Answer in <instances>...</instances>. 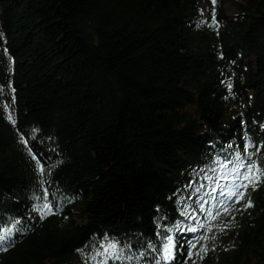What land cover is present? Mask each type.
Returning <instances> with one entry per match:
<instances>
[{
	"label": "trees",
	"instance_id": "1",
	"mask_svg": "<svg viewBox=\"0 0 264 264\" xmlns=\"http://www.w3.org/2000/svg\"><path fill=\"white\" fill-rule=\"evenodd\" d=\"M204 1L0 0V219L26 229L0 264H151L140 250L177 218L231 226L180 232L216 239L202 260L185 250L165 264H264V183L217 216L220 187L204 178L223 181L215 157L243 151L246 131L264 140V0H232V14ZM213 7L219 27L200 23ZM28 147L60 205L43 219ZM108 240L118 256L104 257Z\"/></svg>",
	"mask_w": 264,
	"mask_h": 264
},
{
	"label": "snow or ice",
	"instance_id": "2",
	"mask_svg": "<svg viewBox=\"0 0 264 264\" xmlns=\"http://www.w3.org/2000/svg\"><path fill=\"white\" fill-rule=\"evenodd\" d=\"M217 0H212L213 5H215ZM203 11V9H201ZM201 24H208L209 26L219 27V20L216 17L215 8H212L211 19L209 20L207 17H204L201 21ZM199 26V25H197ZM7 52V49H5ZM223 56V53H220ZM11 59V58H10ZM234 63V61H233ZM227 87L229 89V94L235 95V93L231 92L232 83L231 78H226ZM3 86L0 85V89ZM14 92V89H13ZM13 100L15 99L13 95ZM7 102H5V107H7ZM8 119L15 124L16 121L13 116L8 115ZM262 130H264V125H261ZM19 137L21 141L28 145V138L25 137L24 132L17 129ZM38 131V130H35ZM35 131L32 132V135L35 136ZM245 140L243 144V151H237L234 154L233 159H228L226 157H222L217 155L215 160L217 163V169L220 170L219 176L220 179H224L228 181V183L223 186L219 185V180L214 179L213 176L207 175L205 173L204 178L212 181L218 187H223V191L227 193V199L221 195V198L218 201L219 210L216 212V215H219V211H223L225 213H230L233 216L235 212L231 209L229 202L236 203L238 201H244V203L240 204V208H247L251 206L254 202L251 197L247 194L249 188L255 189L260 186L261 183H264V165H261L258 153L260 149L264 147V140H261L257 143L251 135L246 131L244 133ZM211 143V142H210ZM255 146V151H252V148ZM231 147V145H229ZM28 152L36 161V168L39 173L40 179V187L42 189L41 195L33 194V199L37 201V203L33 204V210L38 214L40 219H43L50 213L56 212L59 210L60 205L55 203L53 199H50L51 196H55V191L51 194L49 189L45 186L44 174L45 172L50 173L52 171V167L50 165H46L42 163V158L37 156V153L33 151L31 147H28ZM255 157V159H253ZM226 166V167H225ZM48 184L51 181H47ZM193 185L190 182L186 187L191 188ZM203 185L201 184V188ZM201 188H196L194 194H198L201 191ZM199 207L204 209L206 205L204 203H200ZM183 217H188L190 212H194L190 205H185L184 208L180 209ZM31 215V213H29ZM208 215L210 218L215 219L213 217L212 212L209 211ZM22 217H12L4 222L3 219H0V250L6 251L7 248L13 243L17 234L21 231H25L26 229L23 227L21 221ZM184 221L182 219L177 218L175 224L168 223H160L157 228V236L158 242H153L152 240L146 241L147 248L141 249L139 252L140 256H151V264H165V262H171L176 258V255L180 251H187L188 257L197 256L199 259L204 258V254L209 251V244L207 243L209 240H215V236H205L201 234L200 239L197 240L193 238L191 242L184 240L183 237L180 236V232L183 231H192L197 232L199 229H205V231H211L214 227L218 228L220 231H223L225 228L230 227V222L228 224H224L222 227L219 225H213L208 223L207 221L202 222L199 225V228L193 225L191 228L186 229L184 226ZM200 240H203L204 243H200ZM103 247L104 257L107 258L109 256H118L120 251V241L116 240H108L100 242ZM199 247L197 248V245ZM187 245V248H185ZM211 248H215V243L211 244ZM78 251H82V249H78ZM100 250H98L99 252ZM94 260L95 256L92 257ZM193 264L195 262L193 261Z\"/></svg>",
	"mask_w": 264,
	"mask_h": 264
},
{
	"label": "rangeland",
	"instance_id": "3",
	"mask_svg": "<svg viewBox=\"0 0 264 264\" xmlns=\"http://www.w3.org/2000/svg\"><path fill=\"white\" fill-rule=\"evenodd\" d=\"M235 1H241V0H235ZM209 4H210V1H209V0H205V1L203 2V5H204L206 8L209 6ZM225 7H226L228 13L232 14V13L235 12V9H236V8H235V6H234L232 0H228V1L225 3ZM226 183H228V181H226V180L223 179V181H221L219 184H220L221 186H223V185L226 184ZM216 190H217V186L214 187V191H216ZM220 193L224 196L225 199H227V193L223 191V187H220ZM209 207H210V208H207V213H208L209 211H211L212 214H213V208H212V205H210ZM94 254H95V253H94Z\"/></svg>",
	"mask_w": 264,
	"mask_h": 264
}]
</instances>
